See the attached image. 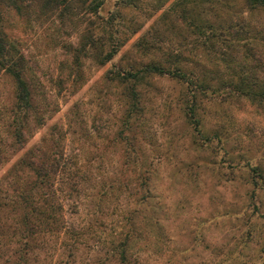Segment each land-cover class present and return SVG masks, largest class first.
I'll return each instance as SVG.
<instances>
[{"label":"rangeland","instance_id":"rangeland-1","mask_svg":"<svg viewBox=\"0 0 264 264\" xmlns=\"http://www.w3.org/2000/svg\"><path fill=\"white\" fill-rule=\"evenodd\" d=\"M117 1L108 0L98 16L82 10L71 19L43 2L27 4L21 15L1 9L3 30L25 57L32 95L26 147L42 150L62 135L67 159L81 171L64 202L65 228L60 219V232L34 242L32 261L264 264V103L234 90L241 80L264 83V13L251 15L262 34L205 51L171 14L148 18L174 0H139L122 22L138 34L102 63ZM141 35L161 39L160 53L188 59L189 80L198 78L204 92L167 76L128 79L150 63L133 47ZM184 97L197 101L201 134L185 118ZM14 98V81L1 77L0 138Z\"/></svg>","mask_w":264,"mask_h":264},{"label":"trees","instance_id":"trees-1","mask_svg":"<svg viewBox=\"0 0 264 264\" xmlns=\"http://www.w3.org/2000/svg\"><path fill=\"white\" fill-rule=\"evenodd\" d=\"M107 1L0 0V78L8 77L15 83L14 104L7 116L6 137L0 138V167L10 163L9 168L0 175V258L5 259L4 264H36L32 261V256H37L34 254L37 253L34 242L38 240L40 243L45 236L60 232L61 225L65 228V222L62 220L64 202L68 201L70 193L75 191L77 183L73 182V179L81 171L75 161L67 159L61 144L62 135L53 134L45 141L51 145L44 143L42 150L26 147L33 115L32 95L24 78L25 57L23 52L18 51L16 42L9 39L4 32L1 9L9 8L21 15L30 7L27 4L43 2L44 6L53 4L57 11H64L71 19L77 16L76 11L79 13L82 10L98 16L99 9ZM170 1L163 0V4ZM137 2L139 0H118L117 9L109 14L106 24L110 30L108 41L111 47L102 63L111 61L138 34V29L125 32L122 26L123 11L133 10ZM162 9H151L148 18L151 19L156 13H161L162 16L171 14L187 25L193 37L198 39V46H202L205 51H212L216 46H224L223 48L228 50L237 47L236 43L245 42L246 38L254 39L256 35L262 34V31L257 29L259 26L252 21L251 15L264 13V0H174L168 10ZM163 45L159 38L149 41L145 35L139 36L133 47L140 51L143 57L150 58V63L137 73L126 74V77L136 83L148 76H167L177 82L194 86L195 92H204L203 82L198 83V78L189 80V70L186 66L189 60L181 58L179 61L177 53H160ZM158 53L160 56H156ZM221 56V61H227L225 54L222 53ZM124 78L119 80L123 81ZM244 82L245 80H241L235 83L237 88L234 90L241 91V95L249 102L263 104L264 83L257 81L258 83L253 85ZM195 97L197 98L196 95L193 96ZM132 108L135 109L134 106ZM181 109L186 120L201 134L197 101L184 97ZM131 112L129 111V114ZM5 229L11 230V234H4ZM40 237L42 239H39ZM43 248L42 246L38 249ZM37 264L43 262L38 261Z\"/></svg>","mask_w":264,"mask_h":264}]
</instances>
